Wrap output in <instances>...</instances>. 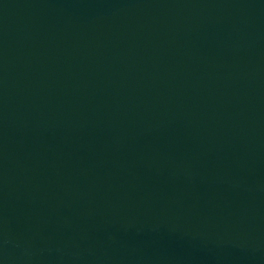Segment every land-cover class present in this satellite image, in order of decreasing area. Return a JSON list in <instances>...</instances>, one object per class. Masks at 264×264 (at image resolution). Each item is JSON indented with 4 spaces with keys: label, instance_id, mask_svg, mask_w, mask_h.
I'll use <instances>...</instances> for the list:
<instances>
[{
    "label": "water",
    "instance_id": "1",
    "mask_svg": "<svg viewBox=\"0 0 264 264\" xmlns=\"http://www.w3.org/2000/svg\"><path fill=\"white\" fill-rule=\"evenodd\" d=\"M0 264H264V0H0Z\"/></svg>",
    "mask_w": 264,
    "mask_h": 264
}]
</instances>
